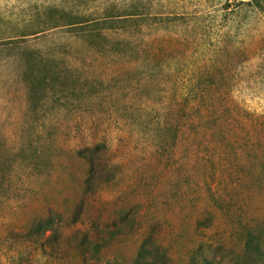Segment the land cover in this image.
Wrapping results in <instances>:
<instances>
[{"label": "rangeland", "instance_id": "374dc122", "mask_svg": "<svg viewBox=\"0 0 264 264\" xmlns=\"http://www.w3.org/2000/svg\"><path fill=\"white\" fill-rule=\"evenodd\" d=\"M124 1L0 0V29ZM141 5L0 43V264H264V0Z\"/></svg>", "mask_w": 264, "mask_h": 264}, {"label": "trees", "instance_id": "16d2710c", "mask_svg": "<svg viewBox=\"0 0 264 264\" xmlns=\"http://www.w3.org/2000/svg\"><path fill=\"white\" fill-rule=\"evenodd\" d=\"M77 1L78 9L82 8V6L88 5V0ZM90 1L96 2V0ZM141 3L142 0H129L128 2L124 1L122 4H119L118 8L116 6L111 7V9L110 7H106L107 16L98 19H90L92 16L85 12L78 11V13H68L62 3L43 5L41 12L29 17L28 20L24 22L25 26L31 27L32 29L26 33H13L12 30L14 29L6 31L0 29V35L2 36H0V43L20 45L27 43L28 38H36V36L61 28H64L75 35L85 36L96 31L101 32L102 30H107L108 26L113 28V23H122L126 25L138 22L146 16L141 10ZM115 10H126V13L122 15H114L113 12ZM154 16L156 18H168L169 15L162 13V15ZM159 20L161 22L164 21V19ZM262 245H264V227L259 233H247L244 252L252 255L253 259L259 262L264 258V249H262ZM144 252L145 248L143 245L140 248V253L135 264H141L142 253Z\"/></svg>", "mask_w": 264, "mask_h": 264}]
</instances>
